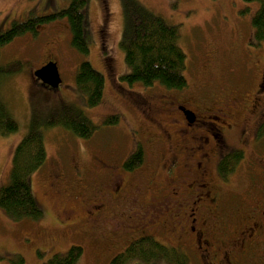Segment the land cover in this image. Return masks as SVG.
Instances as JSON below:
<instances>
[{
	"label": "rangeland",
	"instance_id": "374dc122",
	"mask_svg": "<svg viewBox=\"0 0 264 264\" xmlns=\"http://www.w3.org/2000/svg\"><path fill=\"white\" fill-rule=\"evenodd\" d=\"M137 1L169 24L179 26L178 43L186 55L185 90L171 93L174 90L157 83L151 88L121 79L128 68L119 44L124 27L120 0H86L87 55L79 54L70 44L67 17L60 14L68 0H0V30L8 28L12 21L20 22L29 16L54 15L37 26L35 36L27 31L0 46V65L12 60L22 62L20 72L0 80V100L7 105L18 124L17 130L0 136V186L9 179L12 152L28 132L30 123L35 121L42 127L61 102L68 101L81 107L96 125L88 138L76 136L62 126L41 128L46 160L29 176V182L44 215L37 220H13L0 208V264H43L53 254L65 252L71 245L82 248L78 264H109L114 255L141 236L152 235L163 244L174 243L170 223L181 207L184 195L175 193L153 200L151 196L141 194L138 201L142 205L136 209L113 213L112 218L104 220L95 215L94 208L100 201L112 209L116 199L111 194L110 180L101 181L102 173L124 168L121 161L126 159L133 141L137 140L139 132L136 127L141 132L154 130L148 128L147 117L141 110L143 97L154 103H159L166 95L170 100L179 98L197 112L198 119L216 122L217 126H222L223 120L235 119L236 126L229 135V140L234 143H238L242 129L250 133L255 126L259 108L253 103L252 90L256 80L245 79L244 74L251 70L249 77L256 75L257 79L258 71L264 68V40H255L251 25L257 3L245 0ZM211 42L218 44L216 57L228 58V63L236 61L235 55L230 53L234 50L240 64L238 72L243 73L238 76L240 86L239 89L233 88L235 93L229 95L225 91L206 106H194L190 96L194 73ZM48 60L55 61L58 66L61 83L57 88H51L33 75V71ZM83 60L104 78L102 97L91 107L85 105L84 94L75 85V71ZM251 65L256 67L251 69ZM223 68L216 63L214 70L221 78L216 76L218 73L213 74L211 85L216 86L219 79L224 78ZM224 96L230 97L229 100L224 101ZM204 107L218 109V112H201ZM111 114L118 115L117 122L104 124L103 119ZM220 116L222 121H216ZM160 117L169 134L175 136L174 144L191 145L190 135L195 128L188 129L179 121H169L165 112H161ZM175 117L179 119V116ZM195 127L205 134H208L207 129L214 130L211 123H205L203 128ZM262 128L264 133V124ZM141 170H134L135 173L121 171V176L115 180L123 178L126 183H135L143 174ZM182 175L176 186L194 190L191 174L183 172ZM111 185L114 187L113 182ZM166 193L168 191L155 196ZM92 209L94 220L87 212ZM162 237L167 241L163 242ZM124 264L150 263L131 258Z\"/></svg>",
	"mask_w": 264,
	"mask_h": 264
},
{
	"label": "flooded vegetation",
	"instance_id": "af4514ba",
	"mask_svg": "<svg viewBox=\"0 0 264 264\" xmlns=\"http://www.w3.org/2000/svg\"><path fill=\"white\" fill-rule=\"evenodd\" d=\"M218 50V44L209 43L194 73L190 91L194 106H206L218 95H224L225 91L230 95L235 93L233 88L239 89L238 76L243 73L238 72L240 64L234 50L230 52L236 58L232 63H228L230 59L223 56L217 58ZM216 63L224 67V78L213 86V74L218 73L214 70ZM254 66L251 65V69ZM250 73L252 71L248 70L244 78L256 80L251 90L253 103L259 112L251 132L247 133L245 129L239 132L238 143L229 140L236 126L235 119L222 121L220 116L215 120H221L222 126H217L216 122L198 119L197 112L175 96L171 95L176 99L170 100L166 95L159 103L143 97L141 110L147 117L148 128L154 130L141 132L136 127L139 132L137 140L133 141L128 156L121 163L124 167L128 157L139 150L141 159L138 165L102 173L100 179L103 183L106 178L111 184L114 183V187L109 186L116 199L112 209L100 201L94 208L95 215H100L104 220L112 218L113 213L136 209L142 205L138 201L142 198L139 197L141 194H147L153 200L175 193L184 195L181 207L170 223L174 243L169 244L164 237L162 239L165 245L186 256L185 264H264V68L258 71L257 79L256 75L249 77ZM229 98L224 96V101ZM187 111L194 115L192 122L186 118ZM161 112L167 114L169 121H179L188 129L195 128L190 135L195 145L174 144L175 136L170 135L164 127ZM201 112L216 114L218 109L204 107ZM205 123H211L214 130L207 129L208 134H205L196 129L195 126L203 128ZM137 169H142L143 174L135 178V183H126L123 178L115 180L121 176V171L130 173ZM182 170L191 174L194 190L176 186L183 176ZM164 191L168 193L158 197ZM87 212L94 220L93 209ZM158 233L163 235L162 232Z\"/></svg>",
	"mask_w": 264,
	"mask_h": 264
},
{
	"label": "trees",
	"instance_id": "16d2710c",
	"mask_svg": "<svg viewBox=\"0 0 264 264\" xmlns=\"http://www.w3.org/2000/svg\"><path fill=\"white\" fill-rule=\"evenodd\" d=\"M245 1L257 3L251 17V25L255 40L260 42L264 40V0ZM85 2L86 0H68L67 6L60 12L67 17L70 44L81 55L89 53L85 36ZM120 2L124 27L119 44L124 51V62L128 68V72L122 75L121 79L130 84L140 83L144 87L157 83L168 90L186 89L187 79L183 74L186 55L178 43L179 26L169 24L162 16L153 13L137 0ZM53 16H29L20 22L12 21L8 28L0 30V46L27 31L35 36L38 33L37 26ZM21 69L20 60L0 65V80L20 72ZM187 70L188 68L186 72ZM103 84V75L88 61L83 60L78 64L75 85L77 90L84 94L86 106L91 107L99 103ZM117 120L118 115L111 114L103 119V123L114 124ZM52 126H62L82 138H88L96 129V125L83 109L68 101L61 102L42 125L43 128ZM42 127L35 121L30 123L28 132L12 152L9 179L0 186V208L13 220H37L44 215L29 182V176L46 160ZM17 128L18 124L7 105L0 100V136ZM140 159V151L137 150L128 157L124 167L136 166ZM81 253V246L71 245L65 252L53 254L43 264H78ZM131 258L150 264H185L187 260L182 252L157 241L152 235L132 240L122 252L110 259L109 264H124ZM21 261L22 258L19 262Z\"/></svg>",
	"mask_w": 264,
	"mask_h": 264
},
{
	"label": "water",
	"instance_id": "95a60500",
	"mask_svg": "<svg viewBox=\"0 0 264 264\" xmlns=\"http://www.w3.org/2000/svg\"><path fill=\"white\" fill-rule=\"evenodd\" d=\"M33 75L51 88H57L61 83V77L57 64L53 60H49L39 68L35 69L33 71ZM185 113L187 120L192 122L194 119L193 113L191 111H187Z\"/></svg>",
	"mask_w": 264,
	"mask_h": 264
}]
</instances>
